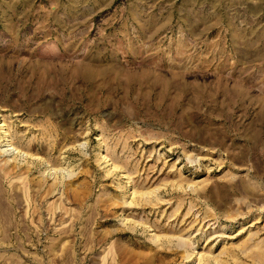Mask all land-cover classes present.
<instances>
[{"label":"rangeland","instance_id":"374dc122","mask_svg":"<svg viewBox=\"0 0 264 264\" xmlns=\"http://www.w3.org/2000/svg\"><path fill=\"white\" fill-rule=\"evenodd\" d=\"M1 123L0 264H264V0H0Z\"/></svg>","mask_w":264,"mask_h":264},{"label":"bare ground","instance_id":"6f19581e","mask_svg":"<svg viewBox=\"0 0 264 264\" xmlns=\"http://www.w3.org/2000/svg\"><path fill=\"white\" fill-rule=\"evenodd\" d=\"M129 90H131V88H129ZM5 122V121H4ZM3 125L4 124H0V133H1V135H0V141L1 142H3L4 143V147H6V148H8V149H4V151H11L12 153H13V156L14 157H17V156H19V157H21V156H24V157H31V155H28V154H26V153H24V152H22V151H20L19 149H17V148H15L14 146H11V144H10V142H11V140H10V142L9 141H7V134H6V132H5V130H3L2 131V127H3ZM10 139V138H9ZM14 144V143H13ZM85 145V142L84 143H80L78 146L79 147H82L83 148V146ZM2 152V151H1ZM11 153V154H12ZM99 153V152H98ZM13 157V158H14ZM100 157V156H99ZM22 158V157H21ZM32 158V157H31ZM99 159V158H98ZM100 159L101 160H105V157L104 156H101L100 157ZM10 160V159H9ZM28 162V161H27ZM52 165V164H51ZM30 166V165H29ZM53 166V165H52ZM110 168H111V170L113 171V170H115V169H117V166L114 164V163H112L111 162V164H110ZM68 169V168H67ZM64 170H66V168H59V169H53L52 171L54 172V173H56V171H58V172H63ZM110 170V169H109ZM51 171V170H50ZM68 174H70V173H68ZM110 175V174H109ZM124 176H125V174H124ZM126 176H127V174H126ZM126 179H127V177H126ZM125 179V180H126ZM55 180V179H54ZM53 182V181H52ZM129 182V181H128ZM27 187V186H26ZM159 189V188H158ZM155 190L156 189H154V191H152V189H151V191L150 192H145V193H140V194H138L137 192H135V191H133L132 192V196H134V195H136V194H138V195H140V196H150V195H153L154 194V192H155ZM155 195V194H154ZM129 204V203H128ZM153 238H157L158 236H156V235H154L153 234V236H152ZM166 237V236H165ZM167 238V237H166ZM185 247V246H184ZM185 249V248H184ZM186 250V249H185ZM106 253V252H105ZM202 253V252H201ZM208 253V252H207ZM200 254V253H199ZM196 255V254H195ZM209 255V254H208ZM193 256V255H192ZM198 257H197V259H196V263L197 264H200L201 262H202V257H200V255H197ZM205 256V255H204ZM203 259H204V257H203ZM214 259V258H213ZM204 261H205V259H204ZM205 262H207V261H205ZM203 263V262H202Z\"/></svg>","mask_w":264,"mask_h":264}]
</instances>
